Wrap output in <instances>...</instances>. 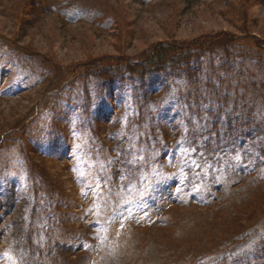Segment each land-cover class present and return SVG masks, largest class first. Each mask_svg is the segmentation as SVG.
I'll list each match as a JSON object with an SVG mask.
<instances>
[{
  "label": "rangeland",
  "instance_id": "374dc122",
  "mask_svg": "<svg viewBox=\"0 0 264 264\" xmlns=\"http://www.w3.org/2000/svg\"><path fill=\"white\" fill-rule=\"evenodd\" d=\"M0 264H264V0H0Z\"/></svg>",
  "mask_w": 264,
  "mask_h": 264
},
{
  "label": "trees",
  "instance_id": "16d2710c",
  "mask_svg": "<svg viewBox=\"0 0 264 264\" xmlns=\"http://www.w3.org/2000/svg\"><path fill=\"white\" fill-rule=\"evenodd\" d=\"M243 25L244 29H248L250 27L248 23L247 14L243 12ZM214 39L216 37H213ZM213 43L212 41H193L190 45L184 47V49H178L176 51L174 48L170 49V46H163L160 49L155 48L152 52V56L149 58L135 61L131 59H126L127 61L120 62L118 64H102L98 60L92 62L91 65H94L95 70L99 75L109 78L111 75L115 74H134V73H141V74H148L154 70L161 69L164 66H173L176 65L175 60H182V59H190V57L200 51L202 48H206L211 46Z\"/></svg>",
  "mask_w": 264,
  "mask_h": 264
}]
</instances>
